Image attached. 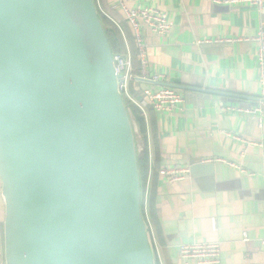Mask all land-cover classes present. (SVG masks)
Instances as JSON below:
<instances>
[{
	"label": "water",
	"instance_id": "obj_1",
	"mask_svg": "<svg viewBox=\"0 0 264 264\" xmlns=\"http://www.w3.org/2000/svg\"><path fill=\"white\" fill-rule=\"evenodd\" d=\"M120 78L95 0H0L4 264H156Z\"/></svg>",
	"mask_w": 264,
	"mask_h": 264
},
{
	"label": "crops",
	"instance_id": "obj_2",
	"mask_svg": "<svg viewBox=\"0 0 264 264\" xmlns=\"http://www.w3.org/2000/svg\"><path fill=\"white\" fill-rule=\"evenodd\" d=\"M95 1L103 10L100 0ZM105 2L128 25L119 0ZM123 2L127 8L164 11L172 22L166 35L143 26L147 71L159 74L161 79L133 83V94L139 96L138 90L143 87L170 86L183 97L182 109L155 112L156 145L148 132L149 113L144 118L146 141L141 133V141L136 136L138 156L149 147L152 154V168L147 164L142 185L156 264H184L179 244L215 240L221 245L217 264H264V105L259 114L237 110L252 107L260 96L258 44L252 38L259 28L264 29V6L259 11L246 3L226 4L223 0ZM116 21L123 33L124 28ZM214 39L222 41L198 43ZM259 116L262 125L257 122ZM132 121L135 132H139L134 118ZM155 149L159 168L190 169L198 160H215L203 161L211 165L209 170L200 169L195 175L189 170L184 178L170 181L153 170ZM152 192L153 215L149 205ZM3 215L0 182V228Z\"/></svg>",
	"mask_w": 264,
	"mask_h": 264
},
{
	"label": "built area",
	"instance_id": "obj_3",
	"mask_svg": "<svg viewBox=\"0 0 264 264\" xmlns=\"http://www.w3.org/2000/svg\"><path fill=\"white\" fill-rule=\"evenodd\" d=\"M226 4H238L246 3L254 6L257 10L261 11L264 6V0H223ZM119 5L122 10V14L126 19L128 25L132 29L135 36L136 45L138 48V60L140 62L141 73L136 75L133 72V65L130 56V52L127 49V53L124 56L114 55L115 64L118 72L121 74L119 79V89L124 97L128 99L139 109V114L147 119L148 110L150 108L157 112H172L182 109L183 97L176 89L170 86H162L156 89L143 87L140 88L139 96H135L132 92L130 82L131 80L137 81V78L148 79L150 81H160L159 74H149L147 71V55L146 46L147 44L142 38V28L145 26L151 32L166 35L170 32L172 22L168 17V14L164 11H160L153 7L144 8H127L124 5L123 0H119ZM102 10V9H101ZM103 11V10H102ZM108 17L109 14L103 11ZM113 19L112 17H110ZM114 20V19H113ZM115 21V20H114ZM116 22V21H115ZM117 23V22H116ZM118 25V23H117ZM232 41V39H229ZM257 42V71H258V82L261 85L260 96L257 98L255 105L249 108H238V111H242L248 114L262 113V105H264V29L259 28L256 35L252 38ZM222 39H214L204 42H220ZM140 82V81H137ZM145 83V82H143ZM233 109V107H227ZM259 125H262V116L256 117ZM242 140V139H241ZM244 140V139H243ZM245 141V140H244ZM246 142V141H245ZM148 150V165L152 168V154L150 147ZM215 159H204L203 161H213ZM220 160V159H216ZM230 164L236 167L239 171H245L240 165L230 162ZM158 172L170 181H175L184 178L189 174L188 168L179 167H162L158 169ZM261 242L264 244V235L261 238ZM2 231L0 228V246L2 245ZM178 253L184 264H189L191 261L194 264H217L220 261L221 256V245L219 241H204V242H188L181 243L177 246ZM0 264H4L3 258L0 259Z\"/></svg>",
	"mask_w": 264,
	"mask_h": 264
},
{
	"label": "trees",
	"instance_id": "obj_4",
	"mask_svg": "<svg viewBox=\"0 0 264 264\" xmlns=\"http://www.w3.org/2000/svg\"><path fill=\"white\" fill-rule=\"evenodd\" d=\"M100 4L103 7V10L105 12H107L111 17L114 16L119 23L122 26L123 29V33L121 32L119 26L117 25V21L116 19H113L116 21H114L113 19H111L110 17H108L107 15H105V13H103V11L101 10V7H99V10L102 14V19L105 25V29L107 32V36L108 39L110 41V44L112 46V50L114 55H120V56H124L127 53V49L130 52V56H131V60H132V65H133V72L134 74L138 75L141 73V67H140V62L138 60V48L136 45V41H135V36L132 32V29L130 28V26H128L125 21H123L121 19V16H119L114 9L110 8L107 3L105 2V0H100ZM133 83L138 84L137 81L135 80H131L130 82V86H133ZM125 102L128 105L131 115L134 118V121L137 123L138 127H139V132L144 136V140L147 138V125L145 123V119L144 117H142L139 114V109L132 104L128 99L125 98ZM155 110L150 108L148 110L149 113V117H150V128L149 131L150 135H151V139H152V144L156 145L157 141H158V134L156 131V118H155ZM146 141V140H145ZM144 146H146V142H144ZM158 158V154H157V150H154V157H153V170L154 172H158L159 166L157 165L156 162H158L157 160ZM138 161H139V168H140V172H141V178L143 180L146 179V171H147V164H148V150L147 148H143V151L140 152L139 157H138ZM142 180V181H143ZM154 194L152 192V195L150 196L149 199V205H150V209H151V214L153 215V213H155V208H154ZM143 213L144 216L146 214L145 210H144V204H143ZM2 214V212H1ZM146 218V217H145ZM158 264V263H157Z\"/></svg>",
	"mask_w": 264,
	"mask_h": 264
},
{
	"label": "rangeland",
	"instance_id": "obj_5",
	"mask_svg": "<svg viewBox=\"0 0 264 264\" xmlns=\"http://www.w3.org/2000/svg\"><path fill=\"white\" fill-rule=\"evenodd\" d=\"M97 8H98V7H97ZM98 11H99V13H100V15H101V17H102V14H101V12H100L99 8H98ZM102 20H103V19H102ZM132 119H133V118H132ZM136 134H137V136H138V137H137V138H138V140H140V141H141V136H142V135L140 134V132H138V131H137V132H136ZM139 136H140V137H139Z\"/></svg>",
	"mask_w": 264,
	"mask_h": 264
}]
</instances>
